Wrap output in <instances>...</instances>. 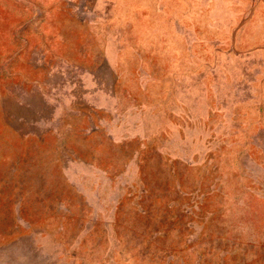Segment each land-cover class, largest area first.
<instances>
[{
  "label": "rangeland",
  "instance_id": "rangeland-1",
  "mask_svg": "<svg viewBox=\"0 0 264 264\" xmlns=\"http://www.w3.org/2000/svg\"><path fill=\"white\" fill-rule=\"evenodd\" d=\"M0 264H264V0H0Z\"/></svg>",
  "mask_w": 264,
  "mask_h": 264
}]
</instances>
